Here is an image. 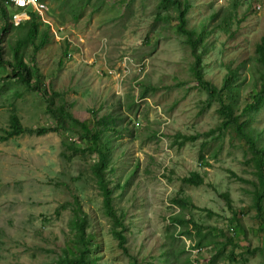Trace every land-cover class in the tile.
Masks as SVG:
<instances>
[{"label":"rangeland","instance_id":"rangeland-1","mask_svg":"<svg viewBox=\"0 0 264 264\" xmlns=\"http://www.w3.org/2000/svg\"><path fill=\"white\" fill-rule=\"evenodd\" d=\"M45 1L52 25L42 21L40 30L48 28V42L35 63L28 43L23 59L53 106L92 127L102 116L114 120L105 172L128 251L113 233L93 170L98 156L84 150L79 126L61 127L42 92L6 77L11 67L0 63V135L12 112L26 128H59L0 140V264H60L64 249L73 256L78 201L98 264H135L130 256L137 264H264L251 151L221 125L219 101L198 83L176 9L161 10L159 0ZM16 25L1 35L6 61L22 33ZM187 25L205 30L204 78L220 87L234 72L238 114L260 87L264 0H189ZM251 113L264 140V100ZM194 172L202 184L184 181Z\"/></svg>","mask_w":264,"mask_h":264},{"label":"trees","instance_id":"trees-1","mask_svg":"<svg viewBox=\"0 0 264 264\" xmlns=\"http://www.w3.org/2000/svg\"><path fill=\"white\" fill-rule=\"evenodd\" d=\"M174 7L177 11V15L174 17L176 32L186 36L188 43L191 46L193 56L195 58L192 70L196 75V79L201 87L209 90L211 98H215L219 101L223 120L221 125L225 129H229L232 135L238 137L243 141L249 150L251 151V163L255 166L258 181L254 182L253 203L252 209L255 210V217L258 222L257 231L262 241V253L264 256V140L263 132L257 127L253 126L254 116L251 113L253 110L258 112L264 100V35L256 45V60L261 65L260 70V87L253 94L252 100L242 107L241 112L235 113L237 107L236 103L237 88L234 86L236 76L233 71H230L224 79L223 84L217 87L210 81L204 78L201 70L202 57L207 53L205 50L204 37L205 30L200 31L195 28L188 27L187 25V12L189 8V0H159V8L161 10ZM1 11H5L3 3L0 1ZM31 18L22 24H17L12 21V17L9 14H4V24L0 27V63L11 67V73L6 77L12 80L21 81L25 83L30 89L41 91L48 101L49 110L53 112L55 118L60 123L61 127H64L66 120H69L72 124L79 126L78 134L80 135L85 149L89 154H96L98 156L97 161L93 165V170L98 177V185L101 188L104 196V207L107 214H109L114 223L113 228L114 235L119 239L120 244L123 246L126 252L128 251L124 245L126 236L122 232L123 221L117 214L113 207V189L110 186V180L106 177L105 169L111 156V144L112 136L108 132L111 129L114 120L111 117L98 118L95 120V126L92 127L86 121H80L71 115V112L67 110L64 104L53 106L54 99L50 96L47 89L43 86L40 80L32 82L33 71L29 68L28 64L23 59V52L28 43L32 45L31 60L35 63V56L37 51L48 42L49 31L45 28L40 30L41 19L39 13L35 9L29 10ZM169 15L167 14L166 17ZM165 17V16H163ZM17 24L15 27L21 29L22 33L17 38L15 44L12 46L13 61H6L3 54V46L1 45V35L6 32L9 27ZM37 41V42H36ZM198 45H201L202 49L198 51ZM59 128L57 126H43L41 128H26L22 125L21 119L16 112L10 114L9 128L4 130V134L0 135V140L4 141L13 136L21 135L23 133L42 134L48 131H56ZM243 179V178H240ZM184 181L190 184L200 185L203 183V178L194 172L191 176L184 177ZM228 205L233 210V217H236L237 212L231 205L229 194L225 193ZM189 204V201H178L177 203ZM184 202V203H183ZM75 216L71 219L70 224L75 231V239L77 242L76 252L73 256H70L68 251L64 249L63 254L58 258L60 264H98L99 257L95 255V250L99 244L96 241V237L93 232L86 231V218L80 215L82 208L78 201L75 208ZM248 211V210H247ZM174 221H181V218L174 217ZM190 223H194L192 219L187 220ZM195 224V223H194ZM120 226V228L118 227ZM241 228V226H239ZM237 229V228H235ZM242 231V230H241ZM240 231V232H241ZM235 231L236 237L240 233ZM229 241H233V238ZM131 260L135 261V257L130 256Z\"/></svg>","mask_w":264,"mask_h":264},{"label":"built area","instance_id":"built-area-1","mask_svg":"<svg viewBox=\"0 0 264 264\" xmlns=\"http://www.w3.org/2000/svg\"><path fill=\"white\" fill-rule=\"evenodd\" d=\"M6 8H9L10 5H13L16 8H22L20 11L13 12L12 21L15 23H22L30 18L29 9H35L43 21L51 22L47 18V13L50 10L48 3L40 0H0ZM52 25V24H51ZM60 30H63L60 28Z\"/></svg>","mask_w":264,"mask_h":264},{"label":"clouds","instance_id":"clouds-1","mask_svg":"<svg viewBox=\"0 0 264 264\" xmlns=\"http://www.w3.org/2000/svg\"><path fill=\"white\" fill-rule=\"evenodd\" d=\"M40 1H45V0H40ZM45 2H46V1H45ZM46 3H47V2H46ZM48 5H49V4H48ZM3 6H4V5H3ZM4 7L6 8V6H4ZM49 7H50V6H49ZM22 9H23V7H22V8H16L13 12H15V11H20V10H22ZM29 10H30V9H29ZM29 10H28V11H29ZM49 11H50V10H49ZM49 11H48V12H49ZM4 12L7 13V14H9V15L12 17L11 14H12L13 12L10 13L9 8H6ZM29 15H30V12H29ZM39 16H40V14H39ZM30 18H31V15H30ZM30 18H29V19H30ZM47 18H48V13H47ZM29 19H27V20H29ZM40 19H41V17H40ZM27 20H26V21H27ZM48 20L50 21L49 18H48ZM26 21H24V22H26ZM42 21H43V20L41 19V22H42ZM24 22H22V23H24ZM50 22H51V21H50ZM14 23H15V22H14ZM22 23H17V24H22ZM43 23L46 24L47 26H51V24H52V22H51V24H49L48 22H45V21H43ZM54 29H55V28H54ZM66 37H67V36H66ZM67 38H68V37H67Z\"/></svg>","mask_w":264,"mask_h":264}]
</instances>
